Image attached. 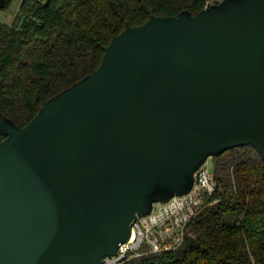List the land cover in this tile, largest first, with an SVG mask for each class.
Instances as JSON below:
<instances>
[{"label":"water","instance_id":"95a60500","mask_svg":"<svg viewBox=\"0 0 264 264\" xmlns=\"http://www.w3.org/2000/svg\"><path fill=\"white\" fill-rule=\"evenodd\" d=\"M0 134V264H104L210 157H264V0L127 25L27 124L0 108Z\"/></svg>","mask_w":264,"mask_h":264},{"label":"trees","instance_id":"16d2710c","mask_svg":"<svg viewBox=\"0 0 264 264\" xmlns=\"http://www.w3.org/2000/svg\"><path fill=\"white\" fill-rule=\"evenodd\" d=\"M204 7L205 0H22L12 23L0 22L1 110L27 124L49 98L93 72L127 25ZM213 160L216 189L183 243L122 264H264V157L245 145Z\"/></svg>","mask_w":264,"mask_h":264},{"label":"built area","instance_id":"2783aa9c","mask_svg":"<svg viewBox=\"0 0 264 264\" xmlns=\"http://www.w3.org/2000/svg\"><path fill=\"white\" fill-rule=\"evenodd\" d=\"M220 0H205V7ZM202 165L196 172L192 190L175 196L167 202H158L150 214L139 218L133 225L130 240L120 245L115 255L107 256L104 264H122L145 252H163L178 248L185 239L188 224L205 208L206 197L215 191L213 174Z\"/></svg>","mask_w":264,"mask_h":264},{"label":"rangeland","instance_id":"374dc122","mask_svg":"<svg viewBox=\"0 0 264 264\" xmlns=\"http://www.w3.org/2000/svg\"><path fill=\"white\" fill-rule=\"evenodd\" d=\"M22 0H13L11 5L6 7V8H1L0 9V22H5V23H12L15 15L17 12H19L20 5H21ZM214 157H210L206 161V165L204 166V170L207 171L208 173H211L215 177V163L213 160ZM161 205L158 203L156 206L158 207Z\"/></svg>","mask_w":264,"mask_h":264}]
</instances>
